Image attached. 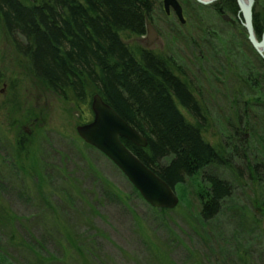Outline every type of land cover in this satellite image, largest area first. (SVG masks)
I'll return each instance as SVG.
<instances>
[{"label": "rangeland", "instance_id": "rangeland-1", "mask_svg": "<svg viewBox=\"0 0 264 264\" xmlns=\"http://www.w3.org/2000/svg\"><path fill=\"white\" fill-rule=\"evenodd\" d=\"M256 1L254 18L260 23L263 18L264 24V0ZM184 3L188 5L186 0ZM229 5L223 12L225 15H218L216 8H210L215 15H198L205 10H196L197 15H187L189 23L185 26L177 22L169 29L158 28L161 33L166 32L167 39L161 38L151 47L156 57H165L168 50L171 55L176 51L185 53L187 49L194 57L190 50L193 47L205 59L210 48L215 62L206 60L212 72L205 73L213 76L208 77L212 84L233 77V70H225L226 58L240 46L244 48L247 34L243 33L246 30L243 22L232 15ZM226 15L229 21L224 20ZM169 22L175 24V20ZM187 30L193 33L192 45L187 44ZM172 41L177 43L167 47ZM128 42L134 49L148 47L147 39L142 37H130ZM197 59L202 63L198 56ZM230 65L239 73L243 62L236 60ZM4 84L6 93L0 95V205L3 207L0 206V224L4 222L0 226V249L7 260L0 263L39 264L41 256H44L42 263H48L49 255L54 257L49 264L59 261L63 264H215L216 256L220 255L224 264H264V186L254 185L242 192L243 188L230 178L228 171L203 169L200 170L203 175L198 172L185 176L175 186L179 198L175 208L153 210L111 160L78 136L77 126L89 121L87 106L79 107L36 81L29 62L17 52L1 27L0 88ZM223 93L228 95L227 91ZM206 100L215 108L226 107V99L207 97ZM198 101L204 105L205 100ZM225 116L220 113L218 119L223 121ZM213 117L215 120L216 116ZM215 132L213 127L212 134ZM172 160L163 162L168 166ZM207 175L226 179L233 186L232 197L223 201L222 212L210 224L200 215L203 204L200 196L206 195ZM243 176L247 180L246 174ZM61 202L63 208L57 204ZM231 208L240 209L242 222L234 220ZM2 210L10 215L1 213ZM41 212L45 217L39 218L36 230L28 228L38 220H32L33 217ZM50 214L54 217L50 218ZM26 218L30 221L28 229L24 228ZM55 221L66 225L72 240L81 245L82 262L72 256L64 239L66 233ZM33 233L39 247L46 252L26 239L22 241L29 254L17 248L18 238L32 240ZM99 234L103 235L99 238ZM84 240L93 241L95 250L89 247L86 252L81 244Z\"/></svg>", "mask_w": 264, "mask_h": 264}, {"label": "trees", "instance_id": "trees-1", "mask_svg": "<svg viewBox=\"0 0 264 264\" xmlns=\"http://www.w3.org/2000/svg\"><path fill=\"white\" fill-rule=\"evenodd\" d=\"M159 1L0 0V28L4 29L17 52L29 62L36 81L79 107L87 106L86 120L92 119V97L99 94L145 136L148 139L146 148L123 142L172 188L183 182V177L198 175V172L202 174L200 170L208 168L228 171L230 178L239 182L242 192L254 185L264 186V60L245 37L244 48L240 46L226 58L228 67L225 70H233V77L229 76L227 81L218 79L212 84L213 80L208 77L213 76L205 73L212 72L207 61L215 62L210 48L205 59L200 50L195 51L193 47L190 50L194 57L187 48L186 54L176 51V55H169L168 50L165 57H156L140 46L132 48L128 39L146 34V24L154 18ZM227 4L233 13L237 12L233 1ZM257 8L258 3L255 12ZM202 23L207 25V22ZM254 23L261 38L263 18L262 23L254 18ZM170 26L174 24L170 23ZM185 33L187 44L192 45L193 33L190 30ZM235 35H238L236 30ZM173 42L177 43L172 41L168 45L172 46ZM236 60L243 62L239 73L230 65ZM207 97L226 99V107L209 105ZM199 98L205 100L204 105ZM220 113L226 115L221 117L223 121L218 119ZM213 116H216L215 120ZM213 127L216 132L212 134ZM166 160H172L171 164L165 166ZM244 174L247 180H244ZM205 180L208 182L207 192L200 196L203 200L200 215L210 224L222 212L223 201L232 197L233 186L220 177L207 175ZM57 204L63 208V202ZM90 209L89 213H93ZM239 211L231 208L236 222L243 220ZM1 213L10 215L7 210ZM44 217L41 212L32 219L38 220L31 223L26 218L24 228L36 230L39 218ZM53 217L50 214V218ZM56 222L66 233L64 239L70 245L72 256L82 262L81 245L72 240L66 225ZM30 238L32 240L18 238L17 248L29 254L22 239L35 242L40 248L34 233ZM85 241L81 244L86 252L89 247V250H95L93 241ZM40 250L46 252L43 247ZM43 257H39V264L54 260L48 255L49 262L42 263ZM0 260H7L3 249ZM215 262L224 264L225 261L218 255Z\"/></svg>", "mask_w": 264, "mask_h": 264}, {"label": "water", "instance_id": "water-1", "mask_svg": "<svg viewBox=\"0 0 264 264\" xmlns=\"http://www.w3.org/2000/svg\"><path fill=\"white\" fill-rule=\"evenodd\" d=\"M207 4L212 0H196ZM252 46L261 54L264 51V34L258 41L253 22L254 0H236ZM166 10L175 12L184 23L182 7L178 0H163ZM148 29L153 33L149 24ZM151 38V37H150ZM152 39V38H151ZM93 121L77 128L80 138L102 152L127 176L153 207L172 209L178 204L174 189L153 171L149 170L122 142L125 139L139 147H145L148 141L125 121L100 95L92 99Z\"/></svg>", "mask_w": 264, "mask_h": 264}, {"label": "flooded vegetation", "instance_id": "flooded-vegetation-1", "mask_svg": "<svg viewBox=\"0 0 264 264\" xmlns=\"http://www.w3.org/2000/svg\"><path fill=\"white\" fill-rule=\"evenodd\" d=\"M186 1L188 2V5H186L184 3V1L179 0L180 5L182 7L183 15H184V17L186 19L185 24H182L178 20V18L176 17L175 12L172 9L169 12L166 11V8L164 6L163 0L159 1L157 12H154V14H153V15H155L154 16L155 19L153 18L149 22L151 24L152 28H153V33H154V35L152 36V39H150L152 42H150L149 38H147L149 36V33H151V31L149 29H148L147 33L145 34L146 37H144V40L147 39V42H145V44L148 46L149 52H152V53L155 54L154 50L151 49V47L154 44L159 43L160 41H162L161 38L167 39V36H165V35H167L166 32L161 33V31H159L158 28L161 29V27L165 26L167 29H169V27H170L169 20L170 19L171 20H175L174 26H176V24H178V23L181 26H185V25H187L189 23V21H187V15H197L198 11H196V10H201V11L205 10L203 12H200L201 14H198V15H204V14L206 15V14H213L214 13V11L212 9H210V8H213V9L216 8V10H218V13H219L218 15H225L223 12L225 11V8L227 7V2L233 1L235 3L236 8H237V12L236 13L232 12V15H236V18L238 19V21L242 22V13H241L240 7H239L238 3H236L234 0H212L209 3H207V4L197 2L196 0H191V1L186 0ZM254 2H255V8H256L257 1L254 0ZM160 15H163V17H160ZM214 15H215V13H214ZM197 18L199 19V17H197ZM224 20L229 21L230 19H228L227 15H226L224 17ZM181 34L185 35L182 32H181ZM168 46L169 45L167 43V47ZM200 55H201V52H200ZM6 87H7L6 84H4L3 87L0 88V95H3V94L6 93V89H5Z\"/></svg>", "mask_w": 264, "mask_h": 264}]
</instances>
